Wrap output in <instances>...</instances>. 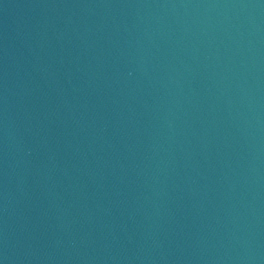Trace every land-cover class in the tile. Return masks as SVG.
Returning a JSON list of instances; mask_svg holds the SVG:
<instances>
[{
  "label": "water",
  "instance_id": "water-1",
  "mask_svg": "<svg viewBox=\"0 0 264 264\" xmlns=\"http://www.w3.org/2000/svg\"><path fill=\"white\" fill-rule=\"evenodd\" d=\"M0 264H264V0H0Z\"/></svg>",
  "mask_w": 264,
  "mask_h": 264
}]
</instances>
